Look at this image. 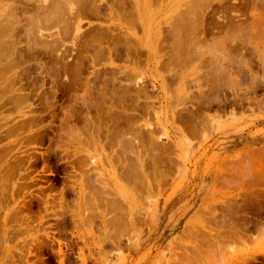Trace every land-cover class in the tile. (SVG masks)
Returning a JSON list of instances; mask_svg holds the SVG:
<instances>
[{"label":"rangeland","instance_id":"374dc122","mask_svg":"<svg viewBox=\"0 0 264 264\" xmlns=\"http://www.w3.org/2000/svg\"><path fill=\"white\" fill-rule=\"evenodd\" d=\"M76 1L73 0V5ZM163 1L151 0L152 19L160 24V29L144 33L137 16L127 13L122 0H96L100 6L99 18L82 19L83 27L79 35L83 37L74 39L75 35L71 32L69 35L72 36L65 38L62 31L65 27L60 24L61 28H58L56 20L47 21L50 27L58 23L56 28H50L45 19L34 16L37 6L43 5L44 0H0V24L4 21L0 28V44L4 46V50L3 47L0 49V67L3 66L0 75L10 77H5L3 83L1 80L4 79H0V88L4 86L2 92L0 90V97L4 93L0 106L3 99L20 92L27 98V102L22 101L20 106L9 104L7 108H0V264H248L254 256L259 262L255 261L257 264H264V205L256 207L250 203L258 195L259 199L264 195V90L258 88L254 91L253 87L254 83L264 79V72L259 67L264 60V8L254 12L249 10L246 14H232L237 28H226L230 32H226V29L211 31L206 24L203 32V15L199 9L193 10L196 14L187 9L189 16L201 15L199 18L193 17L192 21V17L189 20L188 16H184L187 7L183 3L187 0H175L174 4L177 5L170 4L172 8L169 7V10L167 2ZM230 1L231 4H239V0ZM50 3L48 0L44 5ZM78 3L74 8L83 5L84 0ZM191 3L189 5L193 6ZM212 6H218V2L214 1ZM10 10L12 14L15 12L14 16ZM10 15L19 17L13 19ZM30 15L38 18V24H42L38 25L35 19L30 20ZM216 15L219 22H224L223 12ZM206 19L207 23L211 21L209 16ZM13 20L17 22L15 31L10 27ZM178 22L184 24L185 29L180 25L181 29L178 30ZM90 23L105 30L111 29V38L103 41L102 46H86L100 32L90 30ZM29 25L33 30L30 31ZM42 25L44 29L40 27ZM186 25H191L192 30ZM192 25L200 31L196 28L197 32ZM6 26L8 28L4 29ZM46 27L50 29L45 30ZM232 29L234 31L231 32ZM40 31L53 34L49 38L51 40L62 38L60 43L65 41L62 43L64 46H58L60 51L57 53L65 57V62L56 59L54 54L38 55L35 52L34 56L28 52V43L31 44ZM184 37L186 40H183ZM8 38L14 39L11 41L13 44ZM8 46H15L17 51H13L15 47L6 49ZM108 47L109 55L105 50ZM12 51L14 55L9 56ZM22 53L24 59L16 56ZM11 58H15L16 62ZM9 59L13 61H10V65L9 62L3 63ZM41 65L44 67L41 68ZM216 68V74L221 76H217L220 79L214 77L217 83L218 80L221 83L218 95L209 90L214 79L210 77ZM79 72L81 74L78 76ZM208 72L211 76L206 77ZM113 76L120 79H112ZM41 85L43 88H40ZM119 93L124 95L120 96ZM39 95L40 100L37 101ZM207 96L211 100L218 98L209 102ZM82 101H86V104ZM33 103H40L34 123L30 128L14 127L18 115ZM18 106L22 109L18 110ZM61 108L74 116L66 117L65 114L64 118L65 111ZM85 111L93 119V126L97 125L95 128ZM85 118L88 120L86 124ZM68 122L72 127H77L72 129L69 125L72 131L85 130L87 126L89 133L82 130L69 133ZM50 126L52 131L48 132L44 141L29 137L30 130L37 132ZM62 130H66V137L62 135ZM78 133H81L79 137ZM89 134L92 140H89ZM97 135L100 136L99 141L98 138L96 140ZM77 137L81 140L78 141ZM49 149H56V154L48 161L54 173L47 171V168L43 170V156ZM23 151H29L28 155L35 160V165H31L28 171L25 170L26 166L18 168L16 161L19 155L27 156L25 152L23 155ZM76 158L81 163L85 162V169L90 170L80 179L78 172L71 173L68 163V160ZM65 170L70 171L69 176L64 174ZM22 175H27L29 180ZM24 182L28 183L30 189L19 185ZM52 184L55 188H50ZM78 184L83 185L85 192L81 201L77 199ZM17 187L22 189L15 190ZM247 225L250 228L245 230ZM218 232L219 236L216 235ZM230 232L233 237H229ZM240 235L243 239H239ZM222 236L228 238H224V241Z\"/></svg>","mask_w":264,"mask_h":264},{"label":"bare ground","instance_id":"6f19581e","mask_svg":"<svg viewBox=\"0 0 264 264\" xmlns=\"http://www.w3.org/2000/svg\"><path fill=\"white\" fill-rule=\"evenodd\" d=\"M28 1V0H27ZM35 1H37V0H35ZM47 1L48 0H44V3L46 2L47 3ZM49 1H51V3H50V5H44V3H43V5H41V4H39L38 6H37V11H35V13H37V14H35L34 16H36V17H38L40 20L41 19H45V21L47 22V21H50V20H52V19H54V20H56V22H58V23H55V25L57 26V24H58V28H61L59 25L61 24L62 26L64 25V29L62 30L63 32H64V36H65V38H68L67 37V35L68 36H72L71 34L72 33H74V35H75V38L74 39H77L78 37H83V36H81V35H79V32L81 31V28L83 27V23H82V19H86V18H92V17H95V18H99L98 16H99V8H100V6L99 5H97L96 4V0H84V4L83 5H78V7L77 8H74V5L75 6H77V4H79L78 3V1H76L77 3H75L74 5H73V0H72V2L71 1H66V0H49ZM83 1V0H82ZM160 1H163V0H160ZM176 1H178V0H176ZM194 1V3L192 4L191 2L192 1H190V0H187V2H184L183 4L184 5H186L185 7H187L185 10H186V14L184 15V16H188L187 18L189 19L190 17H192V21H193V17H195L196 15H194V14H196L193 10H195L196 11V9H199V11H200V13H201V15H203V19H202V21H201V29H203V32H205V27L206 26H208L209 27V29L211 30V31H215V32H218V31H220L221 29L223 30V29H226V28H233V27H235L234 26V24H235V21H234V17H233V15L232 14H234V13H236V12H240L241 14H246L249 10H251L252 12H254V11H257V10H261V9H263L264 8V0H239V4H231V1L230 0H193ZM205 3H204V2ZM214 1H217L218 2V6H215V7H213L212 6V3L214 2ZM40 2V1H39ZM42 2V1H41ZM98 2V1H97ZM113 2V1H112ZM115 2V1H114ZM163 2H167L165 5H166V7H167V9L170 7V4H174V2H175V0H164ZM179 2H180V0H179ZM183 2V1H182ZM201 2V4H199ZM119 3V2H118ZM122 3L126 6V9H127V13L131 16V15H134L135 14V16H137V19H138V21H139V24L142 26V28H143V31H144V33H152V31L154 30V29H160V24L159 23H157V22H155L153 19H152V12H151V6H152V4H151V0H122ZM186 3V4H185ZM189 3H191L193 6H191V5H189ZM204 3V4H203ZM158 4V3H157ZM182 4V3H181ZM182 4V5H183ZM68 6V8H67V6ZM175 5H177V4H174V6ZM189 5V6H188ZM202 5V6H201ZM111 6H112V4H111ZM114 6V5H113ZM120 6V5H119ZM191 6V8H188V7H190ZM200 6V7H199ZM17 7V6H16ZM154 7H156V5L154 6ZM121 8V7H120ZM123 8V7H122ZM165 8V7H164ZM170 8H172V7H170ZM209 8H211L210 10H209ZM113 8L112 7H110L109 6V10L111 11V12H113V10H112ZM115 9V8H114ZM126 9H125V11H126ZM160 9V8H159ZM165 10V11H168V10ZM190 9L191 11H193L194 12V14H193V16L191 15L192 14V12L190 13V15L191 16H189L188 15V10ZM12 10V9H11ZM11 10H10V14H12L11 13ZM15 10V9H14ZM13 10V11H14ZM116 10V9H115ZM114 10V11H115ZM120 10V9H119ZM184 10V9H183ZM16 11H17V9H16ZM20 11V10H19ZM27 11V10H26ZM198 11V12H199ZM33 12H34V10H33ZM118 12V11H117ZM180 12V11H179ZM179 12H177V13H179ZM210 12L211 13H214V14H211L210 15ZM220 12H223V14H224V22H219V20L215 17V16H217L216 14H219ZM7 13H9V12H7ZM15 13V12H14ZM13 13V14H14ZM124 13V12H123ZM134 13V14H133ZM165 13V12H164ZM171 13H173V11L171 12ZM182 13H185V11L183 12L182 11ZM12 14V16H14ZM163 14V13H162ZM9 15V14H8ZM18 15V14H17ZM15 16V18L16 17H19V16ZM22 15H23V13H22ZM21 15V17H23L24 15H25V13H24V15L22 16ZM27 15V14H26ZM29 15V14H28ZM126 15V14H125ZM173 15V14H172ZM175 15H177V14H175ZM179 15V14H178ZM177 15V16H178ZM201 15L199 16V14H198V16H196V17H201ZM31 16V18H29L30 20H33V19H35L36 21V23L38 24V22L40 21L38 18H32V15H30ZM206 16L208 17H210L211 18V21L209 22V23H207V19H206ZM20 17V18H21ZM178 17H180V16H178ZM195 17V18H196ZM213 17H214V19H213ZM3 18V17H2ZM6 18H8V16L6 17ZM10 18H13V19H15L14 17H11V15H10ZM10 18H9V20H10ZM19 18V19H20ZM127 18V17H126ZM133 18H135V17H133ZM154 19H155V17H153ZM184 18V17H183ZM194 18V19H195ZM198 18H197V21H198ZM16 19H18V18H16ZM12 20V19H11ZM10 20V21H11ZM27 20V19H26ZM39 20V21H38ZM53 20V21H54ZM189 20H191V18L189 19ZM13 21H14V23H13ZM12 21V23H13V26H11V24L12 23H10V27L12 28V29H14V31H15V27H16V25H15V23H17V22H15L16 20H13ZM20 20H18V22H19ZM25 21V20H24ZM29 21V20H28ZM38 21V22H37ZM45 21H43L45 24V26H46V22ZM129 21V20H128ZM179 21V20H178ZM192 21H189V22H192ZM7 22V21H6ZM32 22V21H31ZM34 22V26H35V28H37V25H36V23ZM42 22V21H41ZM52 22V21H51ZM132 22V21H131ZM130 22V23H131ZM184 23L186 22V21H183ZM182 22V23H183ZM187 22H188V20H187ZM2 23H4V21L3 22H1V24ZM20 23V22H19ZM18 23V24H19ZM48 23V25H49V27H50V24H49V22H47ZM62 23H64V24H62ZM195 25H199V23L198 22H196L195 21ZM0 24V28H1V26H3V24L1 25ZM7 24H8V22H7ZM17 24V25H18ZM21 24V23H20ZM29 24V23H28ZM32 24V23H31ZM40 24V23H39ZM38 24V25H39ZM42 24V23H41ZM40 24V25H41ZM128 24V23H127ZM192 24H193V22H192ZM205 24H206V26H205ZM14 25H15V27H14ZM22 25V24H21ZM54 25V26H55ZM170 25H171V23H170ZM175 25H176V23H175ZM177 25H179V29L178 30H180L181 29V26H183V25H181V23H179L178 22V24ZM181 25V26H180ZM197 25V26H198ZM9 26V25H8ZM8 26H6V28H4V29H7L8 28ZM18 26H20V25H18ZM32 26H33V24H32ZM32 26H28V28H30V31L31 30H33L32 29ZM54 26H51L52 28H54ZM56 26H55V28H56ZM104 26V25H103ZM187 26V25H186ZM191 25H189V26H187V27H190ZM193 26V25H192ZM4 27H5V25H4ZM14 27V28H13ZM40 27H43V25L42 26H40ZM50 27V28H51ZM112 27V26H111ZM178 27V26H177ZM184 27V26H183ZM199 27V26H198ZM198 27H196L195 26V28H194V26H193V28L194 29H198ZM11 28H10V30H11ZM45 27H43V29H44ZM50 28H48V27H46V29L45 30H48V29H50ZM90 30L91 29H94V30H100V32L96 35V39H94V40H92L91 41V43H89L88 42V44L86 45V46H102V42L103 41H105V40H107L108 38H111V32H110V28H108V29H103L102 27H99V26H94V25H92L91 23H90ZM114 28V27H113ZM191 28V30H192V27H190ZM235 28H237V27H235ZM4 29H3V31H4ZM23 29V28H22ZM38 29V28H37ZM40 29V28H39ZM76 29V30H75ZM116 29V28H115ZM114 29V30H115ZM172 29H174V27L172 28ZM184 29H185V27H184ZM184 29H183V31H184ZM194 29H193V31H194ZM197 29H196V31H197ZM234 29V28H233ZM231 30V32L232 31H234V30ZM1 30V29H0ZM24 30H25V28H24ZM59 30V29H58ZM169 30V29H168ZM190 30V31H191ZM199 30V29H198ZM227 30V29H226ZM28 31H29V29H28ZM28 31H27V33H28ZM29 31V34L31 35L32 33ZM38 31V30H37ZM61 31V30H60ZM60 31H59V35H60ZM65 31H66V33H65ZM75 31H76V33H75ZM155 31V30H154ZM176 31V30H175ZM189 31V30H188ZM187 31V32H188ZM200 31V30H199ZM8 32V34L7 33H5V34H7L9 37H10V33H9V31H7ZM13 32V31H12ZM25 32V31H24ZM33 32V31H32ZM71 32V34L69 35V33ZM90 32V31H89ZM89 32H86V33H89ZM171 32V31H170ZM186 32V31H185ZM186 32V33H187ZM195 32V31H194ZM198 32V31H197ZM223 32H225V31H223ZM226 32H230L229 30H227ZM4 33V32H3ZM2 33V34H3ZM14 33V32H13ZM12 33V34H13ZM34 33V32H33ZM39 35H37L36 34V37H33V41L31 42V44L30 43H28V45H27V50H28V52H30V53H35V52H37L38 53V55H41V54H45V55H49L50 56V54H54L55 56H56V59H59V60H64V58H63V56L61 55H57V53L60 51V47L61 46H64V44H62L63 42H65V41H63V42H61L60 43V40H63L62 38H56V39H53V40H51V39H49L50 37H52L53 36V34H50V35H47V34H43V32L42 31H40V32H37ZM173 33V32H172ZM1 34V33H0ZM4 34V35H5ZM18 34V33H17ZM92 34V33H91ZM218 34V33H217ZM34 35V34H33ZM33 35H31V36H33ZM83 35V34H82ZM179 35H181L180 33H179ZM186 35H188V34H186ZM190 35V34H189ZM3 36V35H2ZM6 36V35H5ZM19 36H21V35H19ZM27 36H29V35H27ZM63 36V35H62ZM63 36V37H64ZM95 36V35H94ZM171 36H172V34H171ZM174 37H176L175 35H173ZM185 36V35H184ZM193 36V35H192ZM4 37V36H3ZM11 37H13V35L11 36ZM60 37V36H59ZM180 37V36H179ZM186 37H188V36H186ZM14 38V37H13ZM31 38V37H30ZM127 37H125V39H126ZM181 38V37H180ZM185 38V37H184ZM189 38L191 39V35L189 36ZM231 38V37H230ZM9 40H10V42L12 41L13 42V40L14 39H10V38H8ZM193 39V41H195L194 40V37L192 38ZM229 39V38H228ZM83 40V39H82ZM87 39H85V42H87L86 41ZM89 40H90V37H89ZM183 40H186V38L185 39H183ZM188 40V39H187ZM202 40V43H203V39H201ZM200 40V41H201ZM231 40V39H230ZM31 41V40H30ZM29 41V42H30ZM131 41V40H130ZM181 41V40H180ZM192 41V40H191ZM200 41H198V42H200ZM206 41V40H205ZM228 41V40H227ZM11 42V43H12ZM16 42V41H15ZM134 42V41H133ZM184 42V41H183ZM7 43V42H6ZM10 43V44H11ZM109 42H107V44H108ZM177 43V42H176ZM190 43V42H189ZM201 43V42H200ZM200 43H198V44H200ZM229 43V42H228ZM13 44V43H12ZM76 44V43H75ZM78 44V43H77ZM86 44V43H85ZM107 44H105V45H107ZM114 44V43H113ZM178 44V43H177ZM177 44H175V45H177ZM197 44V45H198ZM230 44H232V43H230ZM1 45V44H0ZM8 45V44H7ZM195 45V44H194ZM193 45V46H194ZM212 45V44H211ZM58 46H60V47H58ZM192 46V45H191ZM207 46V45H206ZM219 46V45H218ZM224 46V45H223ZM2 47H3V50H4V46H0V49H2ZM15 47V46H14ZM14 47H11V46H8V47H6V49H10V48H14ZM84 47H85V45H84ZM175 47V46H174ZM197 47V46H196ZM201 47V46H200ZM200 47H198V48H200ZM208 47V46H207ZM40 48V49H39ZM176 48H179V47H177L176 46ZM197 48V49H198ZM201 48H203V47H201ZM85 49V48H84ZM169 49V48H168ZM174 49V48H173ZM172 49V50H173ZM192 49V48H191ZM205 49V48H204ZM212 49H214L213 47H212ZM17 51L16 50V47L13 49V51ZM107 52H108V55H109V51H110V49H109V47L107 48V49H105ZM215 50V49H214ZM13 51H12V53L9 55V56H12V55H14V53H13ZM69 51V50H68ZM86 51V50H85ZM171 51V50H170ZM174 51H176V49L174 50ZM174 51H172L173 53H174ZM179 51V50H178ZM184 51H185V49H184ZM183 51V52H184ZM194 51H197V50H194ZM20 52V51H19ZM18 52V53H19ZM79 52V51H78ZM83 52V51H82ZM180 52V51H179ZM182 52V53H183ZM189 52V51H188ZM199 52V51H198ZM210 52H212V51H210ZM218 52V51H217ZM27 53V52H26ZM177 53V52H176ZM187 53V52H186ZM191 53V52H190ZM202 53V52H201ZM209 53V52H208ZM215 53V52H214ZM65 54H66V52H65ZM191 54H194V53H191ZM211 54V53H210ZM263 54H264V52H263ZM34 55V54H33ZM36 55V54H35ZM34 55V56H35ZM68 55H70L69 53H68ZM83 55V54H82ZM176 55V54H175ZM186 55V54H185ZM195 55H197V53L196 54H194L193 56H195ZM199 55H200V52H199ZM16 56H19V57H21V58H23L22 56H23V53L22 54H18V55H16ZM15 56V57H16ZM177 56V55H176ZM175 56V57H176ZM188 56H189V54H188ZM198 56V55H197ZM4 57V56H3ZM29 57V56H28ZM69 57V56H68ZM67 57V58H68ZM85 57V56H84ZM186 57V56H185ZM1 58V57H0ZM16 58H18V57H16ZM21 58H19V59H21ZM67 58H66V60H67ZM93 58V57H92ZM178 58V57H177ZM184 58V57H183ZM182 58V59H183ZM190 58V57H189ZM188 58V59H189ZM263 58H264V56H263ZM5 59V58H4ZM13 59V61H14V59L15 58H11V60ZM24 59V58H23ZM40 59V58H39ZM39 59L37 58V60L39 61ZM181 59V58H180ZM181 59V60H182ZM185 59V58H184ZM187 59V58H186ZM10 59H9V61H3V63L5 62L6 64H8L7 62H9V65H10V63L11 62H13V61H11ZM22 60V59H21ZM29 60V59H28ZM42 60H44V59H42ZM11 61V62H10ZM24 61V60H23ZM34 61V60H33ZM68 61H69V59H68ZM73 61V60H72ZM178 61V60H177ZM177 61H176V63H177ZM185 61V60H184ZM14 62H16V61H14ZM42 63V61L40 60L39 61V63ZM63 62H65V60L63 61ZM67 62V61H66ZM76 62V61H75ZM2 63V61H0V64ZM20 63V62H19ZM22 63V62H21ZM26 63V62H25ZM38 62H36V65L37 64H39ZM176 63H174V64H176ZM182 63V62H181ZM180 63V64H181ZM262 64H259V67H261L262 68V70H263V72H264V60L261 62ZM16 64V63H15ZM14 64V65H15ZM78 64V63H77ZM83 64V63H82ZM81 64V65H82ZM179 64V63H178ZM3 65V64H2ZM1 65V66H2ZM9 65H7V66H9ZM26 65V64H25ZM35 65V66H36ZM43 65H44V62H43ZM59 65V64H58ZM73 65V64H72ZM6 66V65H5ZM13 66V65H12ZM19 66V65H18ZM20 66H21V64H20ZM19 66V67H20ZM38 66V65H37ZM77 66V65H76ZM173 66V65H172ZM3 67V66H2ZM2 67H0V68H2ZM30 67V66H29ZM41 68H43L42 67V65L40 66ZM56 67H58V66H56ZM66 67V66H65ZM32 68V67H31ZM54 68V67H53ZM10 69V71H13V69H14V67H13V69H11V68H9ZM29 69V68H28ZM79 69H80V67H79ZM2 70V69H1ZM16 69H14V71H15ZM39 70V69H38ZM112 70V69H111ZM121 70V69H120ZM6 71H9V70H6ZM41 71V70H40ZM40 71H38V72H40ZM51 71H52V69H51ZM72 71V70H71ZM76 71H77V68H76ZM76 71H75V73H76ZM119 71V70H118ZM124 71V70H123ZM208 71H210V70H208ZM217 68H216V70H215V72H214V74H216L217 72ZM218 71H220L221 72V70L220 69H218ZM2 72V71H1ZM81 72H82V69H81ZM81 72H79V74H78V76L81 74ZM5 73V72H4ZM9 73V72H8ZM30 73V72H29ZM41 73V72H40ZM40 73H39V75H40ZM49 73H50V70H49ZM59 73V72H58ZM78 73V72H77ZM77 73H76V75H77ZM209 73V74H208ZM208 73H206V74H208L206 77H208V76H211V75H213V76H211L210 78L211 79H213L214 77H216L217 79H220V78H218L217 76H220V75H218V74H216L215 76H214V74H211L210 75V72H208ZM222 73V72H221ZM220 73V74H221ZM2 74V73H1ZM7 74V73H6ZM13 74H16V73H13ZM33 74V73H32ZM3 75H5V74H3ZM28 75V74H27ZM46 75V74H45ZM49 75V74H48ZM47 75V76H48ZM59 75V74H58ZM65 76H67L66 75V73L64 74ZM63 75V76H64ZM118 75H119V73H118ZM123 75V74H122ZM0 76H2V75H0ZM14 76H17V75H14ZM20 76V75H19ZM22 76V75H21ZM33 76V75H32ZM42 76H44L43 75V73H42ZM117 76V75H116ZM126 76V75H125ZM5 77H7V78H5ZM2 76L0 79H8V78H10V77H8V76ZM12 77H13V75H12ZM12 77H11V79H12ZM213 77V78H212ZM221 77V76H220ZM41 78V77H40ZM54 78V77H53ZM130 78V77H129ZM5 79L4 80H1V82L2 81H5ZM19 81L21 82V78L19 77ZM28 79V78H27ZM50 79H52V78H50ZM62 80H63V78H61ZM68 79V78H67ZM112 79H116L114 76H113V78ZM120 79V78H119ZM119 79H116V80H119ZM131 79V78H130ZM215 79V78H214ZM213 79V80H214ZM223 79V78H222ZM221 79V80H222ZM43 80H45V79H43ZM56 80V79H55ZM75 80H77V79H75ZM85 80V79H84ZM83 80V81H84ZM87 80L88 79H86L85 81L87 82ZM128 80V79H127ZM212 80V82H211V88H209V90H211L210 92L211 93H218V91H220L221 90V83H219V80H218V83L216 82V79L213 81ZM220 80V81H221ZM261 80H263L262 82L260 81V82H258V83H254V91H257V89L258 88H260V89H263L264 90V79H261ZM8 81H10V80H8ZM7 81V82H8ZM15 81V80H14ZM26 81V80H25ZM54 81V80H53ZM67 81V80H66ZM89 81V80H88ZM110 81V80H109ZM129 82H130V80H128ZM131 81H132V79H131ZM43 82V81H42ZM107 82V81H106ZM117 82V81H116ZM208 82V81H207ZM3 83V82H2ZM1 83V84H2ZM9 83V82H8ZM7 83V84H8ZM12 83H14V82H12ZM27 83V82H26ZM54 83V82H53ZM68 84H69V82H67ZM120 83H122V81L121 82H119V84ZM136 83V82H135ZM213 83V84H212ZM215 83H217V84H215ZM6 84V83H5ZM16 84V83H15ZM21 84V83H20ZM23 84H25V83H23ZM40 84V83H39ZM43 84H44V82H43ZM50 84H51V82H50ZM114 84V83H113ZM134 84V83H133ZM29 85V84H28ZM52 85V84H51ZM50 85V86H51ZM103 85V84H102ZM112 85V84H111ZM122 85V84H121ZM129 85V84H128ZM127 85V86H128ZM132 85V84H131ZM1 86V85H0ZM43 85H41L40 86V88L42 87ZM124 86H126V85H124ZM134 86H136L137 87V85H134ZM133 86V87H134ZM210 86V85H209ZM4 86H2L1 88H0V90H1V92H2V88H3ZM21 87V86H20ZM19 87V88H20ZM38 87V86H37ZM75 87H76V85H75ZM85 87H87V86H85ZM103 87H105V84L103 85ZM115 87V86H114ZM132 87V86H131ZM136 87H134V88H136ZM18 88V87H17ZM22 88V87H21ZM43 88V87H42ZM105 88H107V86L105 87ZM111 88V87H110ZM121 88V87H120ZM126 89H127V87H125ZM142 88H143V86H142ZM4 89V88H3ZM100 89V88H99ZM104 91H103V93H106L105 91V89L104 88H102ZM11 90V89H10ZM29 90H30V88H29ZM36 90V89H35ZM115 90V89H114ZM123 90H125V89H123ZM140 90V89H139ZM208 90V91H209ZM12 91V90H11ZM15 91V90H14ZM13 91V92H14ZM19 91H22V89L21 90H19ZM19 91H17V92H14V93H18ZM27 91V90H26ZM111 91H113V90H111ZM119 91V90H118ZM130 91V90H129ZM137 91H138V89H137ZM142 91V90H141ZM108 92V91H107ZM128 92V91H127ZM6 93V92H5ZM20 93H22V92H20ZM17 94V95H15V96H13L12 97V95H11V97L9 96V95H7V96H9V98H5L6 100H2V102H1V106H0V108L2 109V108H7V105H9V104H17V105H19L22 101H26L27 100V98H26V96L25 95H23V94ZM100 93H102V91L100 90ZM113 93V92H112ZM126 93V92H125ZM133 93V92H132ZM4 94V93H3ZM3 94L1 93V97L2 98H4L3 97ZM8 94V93H7ZM13 94V93H12ZM37 94V93H36ZM116 94V93H115ZM120 94V93H119ZM129 94V93H128ZM130 94H131V92H130ZM140 94H142V92H140ZM75 95H76V93H75ZM99 95V94H98ZM102 95V94H101ZM101 95H100V97H101ZM112 95H114V94H112ZM124 95V94H123ZM123 95H121L120 94V96H123ZM218 95V94H217ZM105 96V95H104ZM106 96H107V94H106ZM127 96V95H126ZM129 96V95H128ZM131 96V95H130ZM129 96V97H130ZM0 97V98H1ZM74 98H75V96H73ZM72 97V98H73ZM83 97V96H82ZM90 97V96H89ZM109 97V96H108ZM107 97V98H108ZM125 97V96H124ZM208 97V96H207ZM35 98V97H34ZM47 98V97H46ZM104 98V97H103ZM106 98V97H105ZM113 98V97H112ZM116 98V97H115ZM126 98V97H125ZM218 97H216V99H217ZM75 99H77V97L75 98ZM82 99V98H81ZM80 98H79V100H81ZM84 99V98H83ZM89 99V98H88ZM121 99H123V98H121ZM120 99V100H121ZM138 99H140L139 97H138ZM208 99H209V97H208ZM216 99H213V100H211V99H209V102H214V101H216ZM29 100V99H28ZM40 100V95L38 96V98H37V101H39ZM48 100V99H47ZM74 100V99H73ZM113 100H114V98H113ZM112 100V101H113ZM75 101V100H74ZM91 101V100H90ZM105 103H106V101L105 100H103ZM110 101H111V99H110ZM119 101V100H118ZM126 101V100H125ZM27 102V101H26ZM45 102H46V99H45ZM73 102V101H72ZM84 104H86L84 101H82ZM87 102H89V100H87ZM92 102H93V100H92ZM122 102V101H121ZM135 102V101H134ZM137 102H139V101H137ZM28 103H29V101H28ZM78 103V102H77ZM76 103V104H77ZM94 103V102H93ZM99 103V102H98ZM111 103V102H110ZM130 103V102H129ZM24 104H27V103H25L24 102ZM23 104V105H24ZM48 104V103H47ZM46 104V105H47ZM69 104V103H68ZM106 104H108V103H106ZM112 104V103H111ZM122 104V103H121ZM127 104V103H126ZM137 104V103H136ZM220 104V103H219ZM23 105H21V106H23ZM51 104H49V105H47V106H50ZM69 105H72V104H69ZM81 105H83V104H81ZM91 105H93V104H91ZM103 106H104V104H102ZM115 105V102L113 103V106ZM138 105V104H137ZM20 106V105H19ZM19 106H18V110L21 108H19ZM25 106V105H24ZM40 103L39 104H36L35 105V103H33V104H31L29 107H27L28 109L26 110V111H22L19 115H18V120L16 121V123H15V125H14V127H19V128H30V126L34 123V121H35V118H36V113L39 111V109H40ZM44 106V105H43ZM78 106V105H77ZM85 106V105H84ZM109 106H110V104H109ZM113 106H111V109H112V107ZM118 105H116V107H117ZM123 105H121V107H122ZM119 107V106H118ZM134 107V106H133ZM138 107V106H137ZM17 108V107H16ZM25 108V107H24ZM43 108V107H42ZM69 108V107H68ZM84 108V107H83ZM96 108V107H95ZM114 108H115V106H114ZM126 108V107H125ZM22 109V108H21ZM49 109V108H48ZM64 109V111H65V113H63V115H64V118H65V114H66V117L67 116H69V115H71V113L67 110H65V108H63ZM108 108H106V110H107ZM111 109H109V110H111ZM116 109V108H115ZM61 110H62V108H61ZM96 110V109H95ZM135 110V109H134ZM17 111V110H16ZM15 111V112H16ZM63 111V110H62ZM63 111V112H64ZM73 111V110H72ZM71 111V112H72ZM75 111H76V109H75ZM119 111V110H118ZM133 111V110H132ZM13 112V111H12ZM67 112V113H66ZM68 112L70 113V114H68ZM74 112V111H73ZM78 112V111H77ZM86 112V111H85ZM96 112H97V110H96ZM108 112V111H107ZM113 112V111H112ZM120 112V111H119ZM126 112V111H125ZM124 112V110H123V113H125ZM135 112H136V110H135ZM7 113V112H6ZM8 113H11V112H8ZM87 113V119H89V120H92L91 122H92V127H94V126H97V125H94L93 126V124H94V122H93V119H90L89 117H88V113L89 112H86ZM104 113H105V111H104ZM116 113H117V111H116ZM121 113V112H120ZM139 113V112H138ZM62 114V113H61ZM68 114V115H67ZM98 114V113H97ZM101 114V112L99 113V115ZM106 114V113H105ZM126 114V113H125ZM72 115H73V113H72ZM71 115V116H72ZM86 114L84 113V116H85ZM90 116H91V114H89ZM109 115V114H108ZM121 115V114H120ZM62 115H60V117H61ZM74 116V115H73ZM93 116V115H92ZM105 116V115H104ZM103 116V117H104ZM116 116V115H115ZM114 116V117H115ZM5 117V116H4ZM51 117V116H50ZM95 117H97V116H95ZM136 117V116H135ZM8 118H10V117H8ZM84 118V117H83ZM92 118V117H91ZM111 118H113V116L111 117ZM117 118V117H116ZM128 118V117H127ZM6 119V118H5ZM86 118H85V120H84V123H85V121L87 120ZM110 119V118H109ZM126 119V118H125ZM68 120H69V118H68ZM71 120H73V119H71ZM99 120H101V119H99ZM114 120H116V119H114ZM119 120V119H118ZM118 120H116V121H118ZM6 121V120H5ZM15 121V120H14ZM65 121H67V120H65ZM94 121H95V119H94ZM137 121V120H136ZM82 122V121H81ZM87 122H88V120H87ZM86 122V123H87ZM101 122V121H100ZM107 122V121H106ZM127 122H129V121H127ZM46 123H48V124H52V123H49V122H46ZM73 123V122H72ZM75 123V122H74ZM84 123H82L83 125H82V127L84 126ZM85 123V124H86ZM108 123V122H107ZM106 123V124H107ZM134 123V122H133ZM12 124V123H11ZM44 124H45V122H44ZM103 124V123H102ZM110 124V123H109ZM116 124V123H115ZM130 124V123H129ZM41 125V124H40ZM42 125H43V122H42ZM57 125V124H56ZM69 122H68V127H69ZM76 126H77V124H75ZM87 125H89V124H87ZM135 125V124H134ZM45 126H47V124H45ZM49 126V125H48ZM71 126V125H70ZM117 125H115V127H116ZM133 126V125H132ZM36 127V126H35ZM72 127V126H71ZM71 127H69V129H71ZM74 127V126H73ZM73 127H72V129H73ZM79 127V126H78ZM91 127V128H92ZM98 127H99V125H98ZM98 127L96 128V129H98ZM114 127V126H113ZM114 127V128H115ZM135 127V126H134ZM59 128H61V127H59ZM74 128H77V127H74ZM80 128V127H79ZM78 128V129H79ZM85 128V127H84ZM86 128H87V126H86ZM86 128H85V130H82V129H79V130H82V131H87V133H89L88 132V130H86ZM88 128H89V126H88ZM95 128V127H94ZM102 128H104V126L102 125ZM101 128V129H102ZM2 129V128H1ZM64 129H66V128H64ZM68 129V128H67ZM66 129V130H67ZM72 129H71V131H69V130H67V131H69V133H71V132H75V130H77V129H74V131H72ZM93 129V128H92ZM91 129V130H92ZM107 129V128H106ZM126 129V128H125ZM3 130V129H2ZM66 130H65V132H66ZM79 130H77L76 132H79ZM90 130V132H92ZM95 130V129H94ZM93 130V131H94ZM100 129H98V131H99ZM104 130V129H103ZM114 130V129H113ZM119 130V129H118ZM122 130H123V128H122ZM128 130V129H127ZM132 130V129H131ZM49 131H52V128H51V126L50 127H48L47 129H44V130H39V131H31L30 130V135H29V137L30 138H32V139H34L35 141H44V139L49 135ZM102 131V130H101ZM107 131V130H106ZM63 130H62V135H64L65 137H66V134H65V132H64V134H63ZM81 132V131H80ZM95 132V133H94ZM93 133L96 135V131H94ZM54 133H56V132H54ZM98 133V132H97ZM4 134V133H3ZM60 134V133H59ZM73 134H75V136H76V133H73ZM79 134V135H78ZM77 135H78V137L80 136V134L81 133H78ZM92 134V133H91ZM91 134H89V135H87V136H89L90 137V135ZM101 134V133H100ZM105 134V133H104ZM125 134V133H124ZM126 134H128V133H126ZM137 134V133H136ZM136 134H135V137H136V139L138 138V136H136ZM68 135V134H67ZM71 136H72V134H70ZM95 135L93 136L94 138H95ZM98 135H99V133H98ZM97 135V136H98ZM120 135H122V132H121V134ZM139 135V134H138ZM74 136V135H73ZM83 136H85L86 137V135L84 134ZM105 136V135H104ZM76 138V139H78V141H80L81 140V138ZM99 137L100 136H98V137H96V140H97V138H98V141H99ZM134 137V138H135ZM73 138H75V137H73ZM92 138V136L89 138V140H92L91 139ZM107 138V137H106ZM65 139H67V138H65ZM80 139V140H79ZM51 140V139H50ZM73 140V139H72ZM95 140V139H94ZM93 140V141H94ZM100 140H101V138H100ZM75 141V140H74ZM67 142L69 143V139L67 140ZM81 143V142H80ZM70 144V143H69ZM135 144H137V143H135ZM138 145V144H137ZM18 148V147H17ZM33 149V148H32ZM15 150V149H14ZM13 150V151H14ZM23 150V149H22ZM33 150H36V149H33ZM136 150H138V149H136ZM12 151V152H13ZM10 152V151H9ZM24 152L25 153H27V156H17V159H16V161H17V163H18V168H20V167H23V166H26V167H28L27 169H26V167H25V170L26 171H28V169L31 167V165H35V160H33V157H31L30 155H28V152L29 151H23V155H24ZM65 152V151H64ZM76 152V151H75ZM138 152V151H137ZM15 153V152H14ZM1 154V153H0ZM5 154V153H4ZM11 154V153H10ZM46 156H43V158H44V168H43V170L44 169H46L47 168V171H50V173L51 172H53V169H52V167H51V165H49V163H48V161L50 160V158L52 157V155H55L56 154V149H49L46 153ZM3 155V154H2ZM136 155H138V154H136ZM139 157V156H138ZM63 158H61V160H62ZM159 159V158H158ZM43 160V159H42ZM41 160V161H42ZM62 161H64V159L62 160ZM61 161V162H62ZM25 162V163H24ZM65 162V161H64ZM67 162V161H66ZM68 163H69V167L71 168V173H75L76 174V172H78L77 174L79 175V179H80V177L82 176L83 177V175H86V174H88V170H86L85 168H86V165L84 164V163H81V161H79V159H73V160H68ZM138 163V162H137ZM20 164H22V166L20 165ZM24 164V165H23ZM15 165H17V164H15ZM2 166V165H1ZM88 167V166H87ZM133 167V166H132ZM138 167V166H137ZM139 169V168H138ZM22 171V170H21ZM26 171H24V173L26 172ZM90 171V170H89ZM68 172H70V171H67V170H65V175L66 174H68ZM29 173V172H28ZM27 173V175H29ZM54 173V172H53ZM52 173V174H53ZM70 173V174H71ZM23 174V173H22ZM25 175V174H24ZM26 175V177L25 176H23L24 177V179L25 180H29V178H27L28 176ZM64 175V176H65ZM73 175V174H72ZM31 175H29V177H30ZM68 176H69V174H68ZM75 176V175H74ZM73 176V177H74ZM23 177H21L20 176V178L22 179ZM27 178V179H26ZM76 178V177H75ZM24 179H23V181H24ZM67 179V178H66ZM22 181V180H21ZM31 181V180H30ZM70 181V180H69ZM72 181V180H71ZM34 182V181H33ZM75 182V181H74ZM77 182V181H76ZM2 183V182H1ZM25 184H19V183H16L17 185L19 184V185H24L23 187H26L25 189H30V186L28 185V183L27 182H24ZM26 183H27V185H26ZM16 184H15V186H16ZM75 184H77V183H75ZM82 184H84V183H82ZM81 184V186L78 184V186H80L79 187V191L77 192V199L78 200H84L83 199V197H84V194H83V192H84V190H83V185ZM18 185V186H19ZM26 185V186H25ZM54 184H52L51 186H50V188H55L54 186H53ZM66 185V184H65ZM73 184H71V186H72ZM21 186V187H22ZM34 186V185H33ZM63 186V185H62ZM2 187H4V186H2ZM20 187V188H21ZM22 187V188H23ZM28 187V188H27ZM66 187H68L67 185H66ZM14 188V187H13ZM20 188H15V190L16 189H20ZM21 188V189H22ZM31 188H33L32 186H31ZM76 188H78V187H76ZM41 189V188H40ZM63 189H64V187H63ZM54 190V189H53ZM88 190V189H87ZM12 191H14V190H12ZM43 190L41 189V192H42ZM74 191V190H73ZM76 191V190H75ZM12 193V192H11ZM85 193V192H84ZM15 194V193H14ZM13 194V195H14ZM76 195V194H75ZM93 196V195H92ZM256 196V195H255ZM94 197V196H93ZM261 199H259L260 198V195H258V197H255L253 200H255V201H251L250 203L251 204H253V206H256V207H262L263 205H264V195L262 196L261 195ZM60 198V197H59ZM63 198V197H62ZM62 198H61V200H62ZM53 199V198H52ZM95 199V198H94ZM258 199V200H257ZM57 200H60V199H57ZM60 200V201H61ZM93 200V199H92ZM257 200V201H256ZM16 201V200H15ZM47 202L46 203H48V200H46ZM29 202H31L32 203V201H29ZM29 202H27V205H30V204H28ZM55 202H57V201H55ZM76 202H78V201H76ZM75 202V203H76ZM26 203V202H25ZM82 203H84V201L82 202ZM1 204V203H0ZM26 205V204H25ZM26 205V206H27ZM76 205H77V203H76ZM85 205V204H84ZM24 206V205H23ZM9 207H10V205H9ZM25 207V206H24ZM20 208V207H19ZM7 210H8V208H7ZM236 211V210H235ZM5 212V211H4ZM13 212V211H12ZM11 213V212H10ZM236 214V213H235ZM242 214V213H241ZM9 215V214H8ZM22 215V214H21ZM238 215V214H237ZM236 215V216H237ZM228 217V216H227ZM238 217H240L239 215H238ZM250 217V216H249ZM8 218V217H7ZM236 218V217H235ZM225 219H228V218H225ZM259 219H260V217H259ZM2 220V219H1ZM7 220V219H6ZM261 220V219H260ZM263 221H264V219H262ZM232 221V220H231ZM230 221V222H231ZM237 222V221H236ZM243 222V221H242ZM261 222V221H260ZM224 223H225V221H224ZM227 223V222H226ZM225 223V224H226ZM237 224V223H236ZM216 226V225H215ZM228 226H230V223H229V225ZM231 226H232V222H231ZM239 227V226H238ZM243 227V226H242ZM258 227H260V224H259V226ZM250 228V226H245L244 227V229L245 230H248ZM261 228H262V226H261ZM261 228H259V229H261ZM263 228H264V226H263ZM236 229H237V227H236ZM257 229L258 228H256V231H257ZM219 230V229H218ZM218 230H216V231H218ZM238 230L240 231V228H238ZM262 230H264V229H262ZM236 232H237V230H235ZM222 232V231H221ZM242 233H243V231H241ZM258 232V234H259V231H257ZM246 233V232H245ZM218 234H220V232H218V233H216V235H218ZM223 234V233H222ZM221 234V235H222ZM230 234H231V232L229 233V237H233L232 235L230 236ZM233 234H234V232H233ZM237 234H238V232H237ZM247 234H251V232L250 233H247ZM262 234V233H261ZM261 234H259V235H261ZM215 235V234H214ZM216 235L214 236L215 237V239L214 240H216ZM220 235V236H221ZM234 235H236V234H234ZM219 236V235H218ZM248 236V235H247ZM223 237V236H222ZM235 237H237V236H235ZM240 237H241V235L239 236V239H240ZM244 237V236H243ZM250 237V236H249ZM219 238V237H218ZM224 238L225 239H227L226 237H223V240H224ZM220 239H221V237H220ZM219 239V240H220ZM236 239V238H235ZM234 238H233V240H235ZM241 239H243L242 237H241ZM245 239V238H244ZM255 240L254 241H256V238H254ZM222 240V241H223ZM229 240V239H228ZM232 240V241H233ZM238 239H236V241H237ZM213 241V240H212ZM222 241H219V243L220 242H222ZM225 241V240H224ZM230 241V240H229ZM236 241H234V242H236ZM233 242V243H234ZM224 243H226V242H224ZM223 243V246L222 247H224L225 246V244ZM221 245V244H220ZM227 245V244H226ZM219 246V245H218ZM229 246V245H228ZM222 252V251H221ZM219 253V252H218ZM250 258V257H249ZM248 258V259H249ZM247 259V260H248ZM250 260H252V262L251 263H256L257 261H256V259H255V256H254V258H252V259H250ZM254 261V262H253ZM256 261V262H255ZM251 263H249V261H248V264H251ZM257 263H259V262H257ZM256 263V264H257ZM245 264V263H244Z\"/></svg>","mask_w":264,"mask_h":264}]
</instances>
